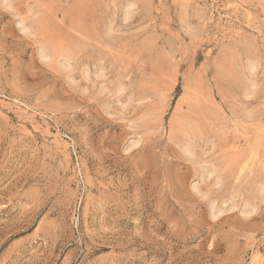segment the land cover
I'll list each match as a JSON object with an SVG mask.
<instances>
[{"label":"rangeland","instance_id":"374dc122","mask_svg":"<svg viewBox=\"0 0 264 264\" xmlns=\"http://www.w3.org/2000/svg\"><path fill=\"white\" fill-rule=\"evenodd\" d=\"M0 264H264V0H0Z\"/></svg>","mask_w":264,"mask_h":264},{"label":"bare ground","instance_id":"6f19581e","mask_svg":"<svg viewBox=\"0 0 264 264\" xmlns=\"http://www.w3.org/2000/svg\"><path fill=\"white\" fill-rule=\"evenodd\" d=\"M135 2V1H134ZM134 2H129L128 4H127V6L125 7L126 8V10H125V16H128L130 13H131V10H132V12H133V10L134 9H132V6L135 4ZM135 6V5H134ZM133 6V7H134ZM125 19V18H124ZM20 24V23H19ZM24 27V26H23ZM22 27V28H23ZM25 27H27V25L25 24ZM24 27V28H25ZM71 27V26H70ZM21 28V27H20ZM48 50V49H47ZM41 55H44V56H49L50 54H49V51H45V49L44 50H42L41 52ZM39 55V54H38ZM51 56V55H50ZM45 58H47V57H45ZM251 68H253V66H251ZM249 94V93H248Z\"/></svg>","mask_w":264,"mask_h":264}]
</instances>
